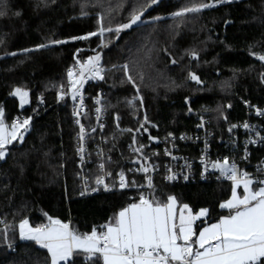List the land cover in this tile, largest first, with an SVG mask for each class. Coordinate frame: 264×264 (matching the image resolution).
Returning a JSON list of instances; mask_svg holds the SVG:
<instances>
[{"label": "trees", "instance_id": "16d2710c", "mask_svg": "<svg viewBox=\"0 0 264 264\" xmlns=\"http://www.w3.org/2000/svg\"><path fill=\"white\" fill-rule=\"evenodd\" d=\"M201 2L212 0H161L130 29L79 40L72 38L99 32L101 18L105 28L127 23L146 0H4L0 8L6 12L0 16V107L6 125L11 126L16 115L31 118L23 142L14 141L7 160L0 161V259L6 264L50 263L44 248L20 240L23 219L38 227L48 224L47 216H51L68 223L77 234H90L93 228L103 231V225L141 195L160 204L174 196L192 211L208 209L197 228L228 215L220 204L230 196L229 184L195 180L167 186L157 180L150 191L82 197L76 178L71 93L66 85L75 52L80 60L97 52L102 56L104 79L87 88V106H92L96 90L102 88L106 111L121 114L123 125L127 124L133 109H125L131 92L121 76L126 64L128 74L139 84L147 117L159 127L158 137L192 131L195 115L204 111L214 121L222 115L241 121V100L264 105V62L257 61L264 55V0H238L183 17L173 15ZM56 40L67 42L53 44ZM171 58L176 61L173 66ZM190 72L202 83L191 82ZM17 87L29 92L24 107L11 95ZM100 134L107 139L112 156L108 168L116 172L125 155V142L110 122ZM257 152L253 151V157ZM95 159L90 150L85 170L91 190L99 174ZM73 264H86L85 256L74 258Z\"/></svg>", "mask_w": 264, "mask_h": 264}, {"label": "snow or ice", "instance_id": "6c2138e0", "mask_svg": "<svg viewBox=\"0 0 264 264\" xmlns=\"http://www.w3.org/2000/svg\"><path fill=\"white\" fill-rule=\"evenodd\" d=\"M160 2L161 0H146V3L131 13L127 23L120 24L115 29L103 27V18H101L99 32H92L72 39L87 40L91 36H103L105 32L118 34L125 29H130L141 21V17L148 9ZM233 2H238V0L201 2L186 6L173 15L183 17L189 13H200L204 9ZM3 3L4 0H0V8ZM14 14L21 15L20 12ZM4 15L6 12L0 10V16ZM66 42L52 41L53 44ZM40 47H47V45ZM191 55L194 59H198L196 52H192ZM257 58L264 62V55H259ZM101 59L102 56L99 52L84 61L76 59V70L70 68L67 72L71 98L75 101L79 97L81 106L83 105L81 90L87 80L104 79ZM172 63L175 64L176 61L173 60ZM124 67L126 70L127 65ZM189 78L197 84L202 83L194 72L189 73ZM128 80L134 83L130 75ZM61 87L63 88V86ZM11 95L19 98L21 107L29 102V92L20 87L15 88ZM64 97L65 93L61 92L60 99L63 100ZM96 103L99 104L100 101L97 100ZM129 104H132V101H129ZM100 111V108L96 109L97 113ZM75 114L79 115V112ZM257 115L264 116V111L257 109ZM116 119L118 120L119 117L117 116ZM30 122V117L22 121L14 120L9 130V127L4 123V110L0 107V161L7 160L10 155V146L14 141L23 142L24 134L29 131ZM145 122L147 123L146 117ZM143 127L142 124L141 128ZM198 127H203V123ZM235 127L237 126L232 125L229 132ZM243 127L247 129L249 125L245 123ZM144 130L147 131L146 128ZM80 139L81 141L84 139L83 125L80 128ZM150 139L155 140L156 138L150 137ZM133 142L135 143V138H133ZM251 143L254 144L256 141L253 140ZM143 147L141 145L134 151L142 152ZM78 151L82 154L84 148L81 146ZM166 154L170 155L167 152ZM244 159H247V153ZM103 167L104 165L101 164L100 168L103 169ZM212 168L218 169L222 175L233 181L231 198L220 204L222 209H228L231 214L222 217L219 223L205 227L200 231L195 241L192 240L195 235L193 222L205 216L208 209H201L199 214L193 215L191 209L185 204L180 210L177 222L175 210L177 202L174 196H169L168 203L161 205L158 201L154 202L143 195L140 196L139 203L130 204L122 209L113 221L103 225V231L98 232L93 228L90 234L80 235L70 229L68 223L47 216L45 213L49 221L46 225L32 227L28 219L21 220L19 238L20 240L34 241L42 248L47 249L50 255V264H73L74 258L80 257L81 254L85 256L86 264H264V179L253 180L248 172L238 171L235 162L229 163L227 158L223 162L212 163ZM20 171L23 175L22 165ZM139 171L147 173L149 168L142 166ZM169 171L171 170L169 169ZM109 175L111 174L109 173ZM167 179L171 181L176 179V176L169 175ZM184 179L187 180L188 177L184 176ZM147 181L148 187L151 188L152 178L148 176ZM96 184L103 185L105 191L111 190L104 183L103 177H98ZM254 184L255 188L252 187ZM241 185L243 195L237 192V188ZM128 186V181L124 173L121 172L119 187L123 189ZM98 190V188L93 189V191ZM84 194L81 192V195ZM184 210H187V215ZM7 239V233H5L4 240L7 242ZM213 241L215 242L213 243ZM6 246L10 250L13 249L11 243H7ZM0 264H6L5 260L0 259Z\"/></svg>", "mask_w": 264, "mask_h": 264}, {"label": "built area", "instance_id": "2783aa9c", "mask_svg": "<svg viewBox=\"0 0 264 264\" xmlns=\"http://www.w3.org/2000/svg\"><path fill=\"white\" fill-rule=\"evenodd\" d=\"M94 50L85 49L89 52ZM76 54L77 52L74 53L73 63L68 70L70 68L76 70V59H78ZM101 67L103 68L102 65ZM102 75H104V71ZM126 77L128 79L127 74ZM98 81L100 79H88L84 84L81 90L83 96L82 106L79 97L75 101L71 98L70 102L71 120L74 124L76 141L74 148L77 167L76 178L79 181L80 196L86 197L99 192L107 194L124 191H150L154 188L157 180L167 186H173L177 183L187 184L195 180L232 186V180L222 175L218 169L212 168V163L216 161L223 162L225 158L229 160V163L235 162L238 171L248 172L253 180L264 179V140H262L264 138V116L257 115V109L264 111V105L241 100L240 103L244 112V118L241 121H231L226 115H222L217 121H214L210 118L208 112L204 111L195 115L196 122L192 131L183 132L177 136L158 137L159 127L147 117L138 88L129 80L132 97L127 100L125 109L131 111L136 107L137 112L127 119L126 125H123L122 115L118 113L109 114L106 111L104 90L102 88L96 90L92 106H87V88ZM66 85L69 89L68 76ZM97 100L100 101L99 104L96 103ZM129 101H132V104H129ZM135 103L139 106H132ZM41 105L39 100L38 107H41ZM97 108L101 109L99 113L96 112ZM226 108L229 109V106H226ZM76 112H79V115H76ZM117 116L119 117L118 120L116 119ZM17 119L22 121L26 117L16 115L11 119L10 125ZM108 122L112 124L114 132L119 134L125 142V155L121 157V168L116 172H112L108 168L112 164V156L108 149L107 139L100 134V131L107 126ZM201 123H203V127H198ZM245 123L249 125V128L245 129L243 127ZM142 124L144 125L143 128H141ZM81 125L84 128L83 141L80 139ZM232 125L237 127L229 132ZM145 128L147 131L144 130ZM150 137H155L157 143L150 141ZM133 138H135V143ZM253 140L256 143H251ZM141 145L144 146L142 152L134 151ZM81 146L84 148L82 154L78 151ZM187 146H191V149H187ZM90 150L96 158L98 177H103L104 183L109 186L110 191H105L103 185L97 184L94 189L98 188V191L89 188L85 166L88 164ZM254 150H258V152L253 157ZM246 153L247 159H244ZM101 164L104 165L103 169L100 168ZM142 166L148 167L149 171L147 173L139 171ZM121 172L124 173L129 185L123 189L119 187V174ZM173 174L176 179L168 180L167 177ZM148 176L152 178L151 188L148 187ZM184 176H187L188 179L185 180ZM253 186L256 187L255 184ZM81 192L85 194L81 195Z\"/></svg>", "mask_w": 264, "mask_h": 264}, {"label": "crops", "instance_id": "0c3cea01", "mask_svg": "<svg viewBox=\"0 0 264 264\" xmlns=\"http://www.w3.org/2000/svg\"><path fill=\"white\" fill-rule=\"evenodd\" d=\"M232 187H233V185H232ZM253 188H255L254 186H252ZM237 192H238V194H240V195H243V187H242V185L240 186V187H238L237 188ZM231 195H232V188H231V192H230V196H229V198L227 199V200H229L230 198H231ZM226 200V201H227ZM140 201V200H139ZM138 201V202H139ZM226 201H224V202H226ZM138 202H136V203H138ZM177 202V201H176ZM223 202V203H224ZM168 203V200L166 201V204ZM222 204V203H221ZM176 205H185V204H179L178 202L176 203ZM177 207V206H176ZM189 207V206H188ZM189 209H191L190 207H189ZM220 209L221 210H223V211H226V212H228V215H230L231 213H230V211L228 210V209H222L221 207H220ZM200 210L201 209H199V210H197V211H192V214L193 215H197V214H199V212H200ZM120 212V211H119ZM118 212V213H119ZM176 215H177V222H178V213L176 212ZM186 215V214H185ZM228 215H225V216H228ZM207 216H208V212H207V214L205 215V216H203V217H201L199 220H196V221H194L193 222V229H194V232H195V235L192 237V240L193 241H195L197 238H198V236H199V233H200V231H202L205 227H209V226H211L212 224H216V223H219V221H220V219L222 218V217H224V216H222V217H220L217 221H215V222H212V223H208V224H206L205 226H203V225H201L200 227H201V229L200 228H197L196 226H197V224L199 223V222H203V220H205L206 218H207ZM114 220V219H113ZM112 220V221H113ZM204 227V228H203ZM21 241H28V240H21ZM28 242H34V241H28ZM182 242V241H181ZM215 241H213V243H214ZM35 243V242H34ZM38 245V244H37ZM38 246H40V245H38ZM41 247V246H40ZM46 251H47V249H45ZM201 251H202V249H201ZM49 260H50V255H49ZM50 264V263H49Z\"/></svg>", "mask_w": 264, "mask_h": 264}, {"label": "rangeland", "instance_id": "374dc122", "mask_svg": "<svg viewBox=\"0 0 264 264\" xmlns=\"http://www.w3.org/2000/svg\"><path fill=\"white\" fill-rule=\"evenodd\" d=\"M81 15L83 16V15H85V11H81ZM100 20V19H99ZM126 64H123L122 65V70H121V76L124 78V80H125V82L127 83V84H129V82H128V79H127V77H126V74L129 76V74H128V68L125 70V66ZM126 73V74H125ZM133 81V80H132ZM134 82V81H133ZM133 84H135V86L138 88V91H139V84L137 83V82H134ZM139 94H140V91H139ZM140 96H141V94H140ZM132 97V93L130 92V94H129V97H128V99L129 98H131ZM18 98V97H17ZM142 98V97H141ZM19 99V98H18ZM28 104V103H27ZM27 104H25V105H27ZM19 105H20V102H19ZM24 105V106H25ZM134 105H136V106H139L137 103H135ZM23 106V107H24ZM20 107H21V105H20ZM136 107L133 109V111H132V113L133 114H136ZM121 115V114H120ZM6 125V124H5ZM8 127H9V130H10V126L9 125H7ZM72 127H73V135H74V124L72 123ZM74 139H75V135H74ZM155 202V201H154ZM139 203V202H138ZM164 204H166V203H164ZM164 204H161V205H164ZM177 206V207H176ZM183 208V205H175V210H176V212L178 213V217H179V214H180V210ZM184 213L187 215V210H184ZM204 221V220H203ZM206 224H204L203 226H205ZM200 229H201V227H199ZM204 228V227H203ZM23 242H28V241H23Z\"/></svg>", "mask_w": 264, "mask_h": 264}, {"label": "water", "instance_id": "95a60500", "mask_svg": "<svg viewBox=\"0 0 264 264\" xmlns=\"http://www.w3.org/2000/svg\"><path fill=\"white\" fill-rule=\"evenodd\" d=\"M172 61H173V59L171 58V59H170V65H171V66H173V64H174V63H172ZM257 61L261 62L259 59H257ZM190 81L193 82V83L195 82V81H192L191 79H190ZM149 139H150V138H149ZM150 141H153L155 144L157 143V140H152V139H150Z\"/></svg>", "mask_w": 264, "mask_h": 264}]
</instances>
